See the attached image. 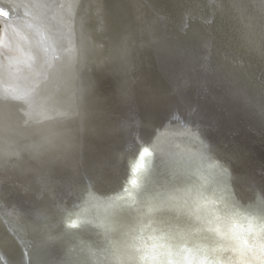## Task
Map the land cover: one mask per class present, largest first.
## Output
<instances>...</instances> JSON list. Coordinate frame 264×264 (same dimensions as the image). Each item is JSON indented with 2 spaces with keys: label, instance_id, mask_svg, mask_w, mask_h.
<instances>
[{
  "label": "bare ground",
  "instance_id": "1",
  "mask_svg": "<svg viewBox=\"0 0 264 264\" xmlns=\"http://www.w3.org/2000/svg\"><path fill=\"white\" fill-rule=\"evenodd\" d=\"M156 1L148 2L151 16ZM30 2L64 18L71 38L64 56L71 59L51 92L34 99L35 116L19 118L17 101L0 89V168L19 167L23 175L0 190V264H264V158L253 169V156L243 171L218 135L192 137L166 111L168 124L158 128V106L156 125L141 121L156 90L138 70L156 59L136 51L124 56L132 67L126 87L135 92L127 119L133 129L124 133L84 91L87 53L96 48L86 2L0 0V19H35ZM3 19L0 51L19 56L13 26ZM141 146L151 154L134 161Z\"/></svg>",
  "mask_w": 264,
  "mask_h": 264
},
{
  "label": "water",
  "instance_id": "2",
  "mask_svg": "<svg viewBox=\"0 0 264 264\" xmlns=\"http://www.w3.org/2000/svg\"><path fill=\"white\" fill-rule=\"evenodd\" d=\"M83 1L96 42L82 73L84 91L87 98H95L92 101L106 113L105 119L119 122L124 133L125 127L133 129L127 119L134 110L135 92L131 95L126 87L132 67L124 56L138 53L156 59L135 70L144 75L145 86L156 90L141 121L145 118L156 125L151 115L159 107V119L165 123L160 120L158 128L168 124L169 118L163 117L166 111L192 137L198 134L206 141L218 135L220 143L226 142L236 154L239 169H251L253 156V169L262 164L264 0H155L153 16L149 0ZM96 19L102 23L100 29L94 26ZM101 54L107 58L103 63ZM233 69L234 75L227 73ZM244 89L248 94H243ZM144 147L135 148L131 159L149 150ZM2 168L0 190L7 192L13 177L23 175L19 167L12 173Z\"/></svg>",
  "mask_w": 264,
  "mask_h": 264
},
{
  "label": "rangeland",
  "instance_id": "3",
  "mask_svg": "<svg viewBox=\"0 0 264 264\" xmlns=\"http://www.w3.org/2000/svg\"><path fill=\"white\" fill-rule=\"evenodd\" d=\"M5 1L18 6L21 1L29 0ZM28 7L33 8L35 19L27 14L23 17L2 18L13 26L9 33L18 41L20 55L6 57L0 51V89L10 100L14 98L17 101L21 119L37 115L33 109L34 99L41 93H50L53 82L60 81L62 71L67 66L64 50L69 48L70 38L61 15L34 8L31 2L27 4ZM21 9L24 13L25 8ZM25 20L32 22L42 35L37 36L33 29L26 26ZM2 28L0 22V37Z\"/></svg>",
  "mask_w": 264,
  "mask_h": 264
},
{
  "label": "snow or ice",
  "instance_id": "4",
  "mask_svg": "<svg viewBox=\"0 0 264 264\" xmlns=\"http://www.w3.org/2000/svg\"><path fill=\"white\" fill-rule=\"evenodd\" d=\"M0 11H2V9H0ZM3 15L4 16H7L8 14L6 13V12H3ZM151 153L149 152V150L148 149H144V151L141 153V156L143 157V156H147V155H150ZM137 172V168H136V166L134 165L133 166V173H136ZM132 185H136L137 184V181L135 180V179H131L130 181H129Z\"/></svg>",
  "mask_w": 264,
  "mask_h": 264
},
{
  "label": "flooded vegetation",
  "instance_id": "5",
  "mask_svg": "<svg viewBox=\"0 0 264 264\" xmlns=\"http://www.w3.org/2000/svg\"><path fill=\"white\" fill-rule=\"evenodd\" d=\"M71 58L69 57V58H67V65H69V60H70Z\"/></svg>",
  "mask_w": 264,
  "mask_h": 264
}]
</instances>
